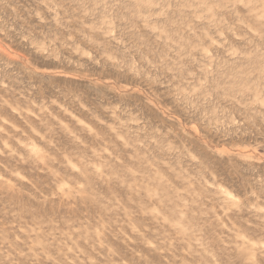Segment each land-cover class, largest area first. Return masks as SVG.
I'll list each match as a JSON object with an SVG mask.
<instances>
[{
    "label": "rangeland",
    "instance_id": "obj_1",
    "mask_svg": "<svg viewBox=\"0 0 264 264\" xmlns=\"http://www.w3.org/2000/svg\"><path fill=\"white\" fill-rule=\"evenodd\" d=\"M0 264H264V0H0Z\"/></svg>",
    "mask_w": 264,
    "mask_h": 264
}]
</instances>
